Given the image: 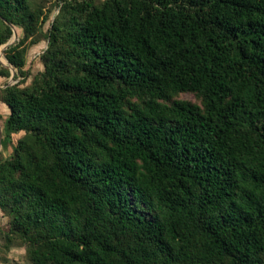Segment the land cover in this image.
<instances>
[{"label": "trees", "instance_id": "trees-1", "mask_svg": "<svg viewBox=\"0 0 264 264\" xmlns=\"http://www.w3.org/2000/svg\"><path fill=\"white\" fill-rule=\"evenodd\" d=\"M60 3L26 85L47 17L0 0V48L24 31L6 50L22 81L0 91L5 137L22 134L0 158L4 246L30 264H264V0Z\"/></svg>", "mask_w": 264, "mask_h": 264}, {"label": "rangeland", "instance_id": "rangeland-1", "mask_svg": "<svg viewBox=\"0 0 264 264\" xmlns=\"http://www.w3.org/2000/svg\"><path fill=\"white\" fill-rule=\"evenodd\" d=\"M61 0H30L32 8H42L45 16L47 17L46 23L42 26V29L39 30L38 37L40 38V42L34 45L29 53L27 65L25 67L26 71H29L30 78L26 85L32 83L34 77L44 70L42 61L40 60L41 55L48 48V40L46 38V33L50 30L53 21L60 13V9L62 7ZM43 17V16H41ZM0 26H3V22L0 20ZM15 34H17V38H15ZM24 37V31L22 28L15 27L14 34L11 38L13 44H17ZM6 45V44H5ZM5 45L0 48V64L7 66L11 70L10 78H1L0 77V91L5 89L9 83L16 84L22 81V77H18V71L9 65L8 60L6 58V50L4 52ZM17 77V78H16ZM16 78V79H15ZM181 100L190 101L193 103L201 104V100H199L194 94H184L179 97ZM10 110L7 105L3 104L0 101V126L2 131V146L0 151L1 157H9L13 152V144L16 143L17 140L22 136V134L15 135L13 137V142H10L8 138L5 137V120L9 115ZM10 216L3 211L0 210V264H30L27 257V249L25 246H22L20 242H15L14 245L7 247L4 246L3 233L8 231L10 226Z\"/></svg>", "mask_w": 264, "mask_h": 264}, {"label": "water", "instance_id": "water-1", "mask_svg": "<svg viewBox=\"0 0 264 264\" xmlns=\"http://www.w3.org/2000/svg\"><path fill=\"white\" fill-rule=\"evenodd\" d=\"M15 38H17V34H15V36H14ZM13 44V41H9L6 45H5V48H4V50H3V52L9 47V46H11ZM10 65V64H9ZM11 85H14V84H12V83H9L7 86H11ZM6 86V87H7ZM1 146H2V131H1V126H0V151H1Z\"/></svg>", "mask_w": 264, "mask_h": 264}]
</instances>
